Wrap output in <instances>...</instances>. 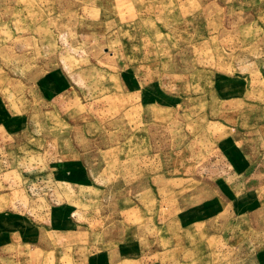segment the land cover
<instances>
[{
    "label": "rangeland",
    "instance_id": "rangeland-1",
    "mask_svg": "<svg viewBox=\"0 0 264 264\" xmlns=\"http://www.w3.org/2000/svg\"><path fill=\"white\" fill-rule=\"evenodd\" d=\"M0 264H264V0H0Z\"/></svg>",
    "mask_w": 264,
    "mask_h": 264
}]
</instances>
